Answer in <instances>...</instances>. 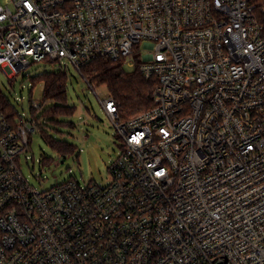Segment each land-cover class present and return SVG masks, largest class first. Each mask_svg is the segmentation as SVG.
<instances>
[{
    "label": "built area",
    "instance_id": "1",
    "mask_svg": "<svg viewBox=\"0 0 264 264\" xmlns=\"http://www.w3.org/2000/svg\"><path fill=\"white\" fill-rule=\"evenodd\" d=\"M97 58L155 79L153 106L123 119L82 75ZM41 61L79 70L121 149L105 186L38 189L20 166L37 113L0 106V264H264L254 0H0V68L15 78Z\"/></svg>",
    "mask_w": 264,
    "mask_h": 264
},
{
    "label": "rangeland",
    "instance_id": "2",
    "mask_svg": "<svg viewBox=\"0 0 264 264\" xmlns=\"http://www.w3.org/2000/svg\"><path fill=\"white\" fill-rule=\"evenodd\" d=\"M58 68L57 63L36 62L15 78H10L0 68V90L18 114L28 117L33 113V103H41L44 90V82H36L31 77ZM123 68L126 72L134 70L129 64H124ZM67 74L68 102L75 106V111L63 116V126L52 127L48 133L72 144L76 151L62 155L40 132L30 135V148L20 156V166L25 177L38 189H49L69 179L82 185L98 183L105 186L111 179L110 166L121 149L117 130L95 93L106 97L109 95L107 88L95 86L94 91L72 64L68 65ZM26 154L32 158L26 160Z\"/></svg>",
    "mask_w": 264,
    "mask_h": 264
},
{
    "label": "trees",
    "instance_id": "3",
    "mask_svg": "<svg viewBox=\"0 0 264 264\" xmlns=\"http://www.w3.org/2000/svg\"><path fill=\"white\" fill-rule=\"evenodd\" d=\"M254 2L257 5V17L264 25V0H254ZM81 70L82 75L87 77L94 87L107 88L108 94L119 104L123 119L133 117L153 106V91L157 81L146 78L138 68L126 72L121 61L97 58L84 65ZM31 78L36 82H44L40 109L33 111V114L37 113L36 122L40 134L62 155L75 152V146L48 133L53 128L63 126L65 124L62 120L63 116L72 115L75 111V106L68 102L67 71L58 68L44 71ZM0 106L12 119L16 117L14 107L1 90ZM70 126L75 125L70 123Z\"/></svg>",
    "mask_w": 264,
    "mask_h": 264
}]
</instances>
